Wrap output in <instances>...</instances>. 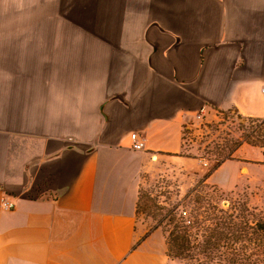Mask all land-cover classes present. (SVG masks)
I'll use <instances>...</instances> for the list:
<instances>
[{
	"label": "crops",
	"instance_id": "1",
	"mask_svg": "<svg viewBox=\"0 0 264 264\" xmlns=\"http://www.w3.org/2000/svg\"><path fill=\"white\" fill-rule=\"evenodd\" d=\"M202 108L264 121V0H0V264H180L136 201Z\"/></svg>",
	"mask_w": 264,
	"mask_h": 264
},
{
	"label": "rangeland",
	"instance_id": "2",
	"mask_svg": "<svg viewBox=\"0 0 264 264\" xmlns=\"http://www.w3.org/2000/svg\"><path fill=\"white\" fill-rule=\"evenodd\" d=\"M209 118L210 121L214 119L212 115ZM216 121H211L201 129H197L195 124L192 126L191 123H187L192 127L184 129L182 154L197 159L201 167L198 177L187 173L191 176V178H187L188 175L185 176V172L181 170L176 172L173 169L141 177L139 202L141 205L147 204L149 209L138 210L136 221L137 224L144 226L145 236L155 229H159L165 234L168 229L164 219L159 221L160 216L154 205L169 207L180 201L190 189L199 183L200 178L216 161L219 159L225 161L229 155L232 158L226 160H240L244 167L239 172V163H226L221 170L214 174L212 181L219 182L224 186H228L229 179L231 185L234 184V177L236 180V186L231 190L223 191L219 188L218 196L227 198L229 202L233 199H238V201L244 199L250 208L264 215V136L259 132L264 121L244 118L239 115L231 119L225 118L219 123ZM200 158L206 160L207 164L203 165ZM166 164L172 165L171 162ZM180 182L188 183L187 191L184 194L180 192ZM175 260L182 263L178 259Z\"/></svg>",
	"mask_w": 264,
	"mask_h": 264
},
{
	"label": "trees",
	"instance_id": "3",
	"mask_svg": "<svg viewBox=\"0 0 264 264\" xmlns=\"http://www.w3.org/2000/svg\"><path fill=\"white\" fill-rule=\"evenodd\" d=\"M259 132L264 136V125ZM223 161H216L180 201L154 205L159 221L168 226L165 253L181 264H264V215L244 199L220 198L219 187L206 182ZM141 208L149 209L140 204L138 191L136 210Z\"/></svg>",
	"mask_w": 264,
	"mask_h": 264
},
{
	"label": "built area",
	"instance_id": "4",
	"mask_svg": "<svg viewBox=\"0 0 264 264\" xmlns=\"http://www.w3.org/2000/svg\"><path fill=\"white\" fill-rule=\"evenodd\" d=\"M227 112H228V114H227ZM207 114L203 108L200 109V111L194 115L193 121L190 122L191 125L193 126V124H195L194 126H196L197 129H201L202 127H206L207 124H209L213 120H217L216 122L219 123V122L224 121L225 118L231 119V118L236 117V114L233 111H221V110L216 109L214 111H211L210 114H208L209 117L212 115V117L214 118L210 121V118L206 117ZM192 126H190L189 124H186L185 127L190 128ZM130 140H131V148L132 149L140 150L143 148V145H144L143 139L136 132H132L130 134ZM199 160L201 162H203V165L207 164L206 160H204L203 158H200ZM1 206L4 209H10L13 206V202L6 200V199H2L1 200Z\"/></svg>",
	"mask_w": 264,
	"mask_h": 264
}]
</instances>
